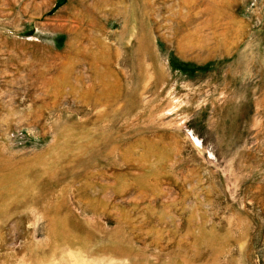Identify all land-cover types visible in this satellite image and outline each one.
<instances>
[{"label":"rangeland","instance_id":"obj_1","mask_svg":"<svg viewBox=\"0 0 264 264\" xmlns=\"http://www.w3.org/2000/svg\"><path fill=\"white\" fill-rule=\"evenodd\" d=\"M0 264H264V0H0Z\"/></svg>","mask_w":264,"mask_h":264}]
</instances>
